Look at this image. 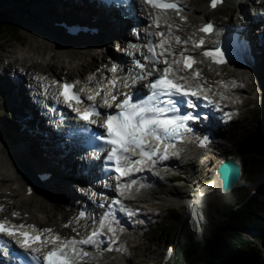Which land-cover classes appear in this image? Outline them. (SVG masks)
<instances>
[{
	"label": "bare ground",
	"instance_id": "bare-ground-1",
	"mask_svg": "<svg viewBox=\"0 0 264 264\" xmlns=\"http://www.w3.org/2000/svg\"><path fill=\"white\" fill-rule=\"evenodd\" d=\"M0 1L7 3L18 2V0ZM182 1L186 6V10L182 15L187 17L188 22H180L179 18H176L175 13H172L171 15L172 26L165 23L164 19H148L147 22H150V25H143L139 34L140 37L136 39L131 22H133V20H143L141 15L146 18L149 17L146 12L145 4L141 1L135 0L132 8L135 16L133 19H128L122 16L118 8H112L111 11H107L103 9V6L90 0H28V7H30L31 14L40 22L37 23V21H34V25L30 31L31 37H34V40L38 43L34 47L27 44L25 48L18 52L15 48L10 49L9 55L6 56L7 63L0 64V91L4 93L5 86L7 85L11 88L14 87L13 94L9 97L8 102L10 103L11 109L18 112L19 118H16V121L19 122L23 131L20 138L21 143L17 149L9 148L6 153L0 152V209H2L0 210V219L3 218L2 215L5 212L22 209L25 206L23 202H33L32 199H35L34 201L39 205L41 211L46 210V205L51 206V218L57 229H51L50 232H45L43 231L44 228L42 229L39 227L34 220L23 222L28 228H31L30 226L38 227L43 233L44 239L57 234L61 236L64 241L71 239L79 240L80 238L85 240V237L90 234L91 231L100 229V225L103 223L104 226L102 229H105L106 231V235L104 236H108L110 245L116 247L121 241H126L124 239L127 236V232L123 227H131L129 225L131 219L136 220L141 214H148V212L143 209L138 213L134 212L133 208L136 201L148 203L152 206L157 204L166 205L168 202L181 205V201L178 200V198L181 196L182 186L179 184L170 186L164 183V178H166V176H171V171L169 172L168 169L159 170V168H153L151 171L145 173L144 176H141V178L138 177L135 179V183L132 182L130 185L122 189L123 193L121 196L125 195L126 201L129 202L130 205V208L128 207L131 217L130 220L120 212L117 213L118 219L116 220L111 215V212H109L110 210L106 213L105 218H103L104 220H102V217L97 221L92 217H88L85 220L79 219L78 214L81 211V206H76L78 204H76V202L78 199L82 200L83 195L80 192L81 190L72 184V182H77L79 179L84 182V177L87 176L82 172L81 165H76L74 158L70 157L69 153L61 146L58 136L46 126L43 117L37 116V102L32 99V95L34 94L32 91L33 86L38 89H44V91L49 88V91H52V86L56 79L77 81L78 77L88 76L89 74L86 80H89V84L92 85L97 78L96 74L98 73L95 74V72H93V70L97 68V66H95L97 64L96 60L91 59L88 61V64L84 63V56L88 53L87 51H89V48H100L102 73L108 74L112 64L117 63L116 61L120 63L123 62V55L117 54L120 52L122 46L116 47V51L109 50V48L104 51V48H107L108 42L111 41L113 43L114 41H118V39L125 38H130L133 42L141 41L144 38L149 37V31L154 32L152 35L156 41H159V43H169V48H165L161 52V59H166L168 65L171 64L173 65L172 67H176L177 64L174 63L176 57L181 55V53H189L196 55L198 60L197 70H199V73H202L201 68L204 67H210L211 70H220L224 72L223 77H220L215 85L211 83L209 86H206L201 83L202 80L197 84L198 88L207 92L209 97H211L212 104L209 107V117L206 122L209 123V125H212L214 130L219 133L218 137L216 136L217 139L213 141V145L215 146L213 152L211 151V153L205 154L209 157L208 167L205 171V165H202L203 168L201 171H204V175L207 173L212 175L214 171V175L211 177L215 178L216 184H219L222 182V179H220L221 173L219 171L222 159H226V161L235 159V163H242L241 156L237 155L236 158L228 152L226 153L224 150L222 142L219 140L222 138V134L217 127L220 123V119L218 120V117H216V112L227 111L225 115L229 118L232 114L236 116L238 114L228 111L240 108L241 104L250 96L254 98V96L250 94L241 101L238 92H240V89L245 88V85L242 84V80L246 81L247 78H251V73L260 76L264 75V44L259 43V36L252 33V31H254L252 29L254 23H249L246 24V26H243L244 28L242 29L246 37H249L251 40L249 42L251 50H246L244 52L248 60L247 67L244 63H239L237 66L238 68H231L229 64L216 67L203 63V59L200 58L201 48L192 45L197 39L193 38V34L196 32V27L198 25L196 22L198 21V17L209 18L211 12L208 6L199 9L194 6L192 0ZM226 1H228V3L230 1L231 4L236 3L235 0ZM252 2L254 10L264 6V0H253ZM239 7L248 14V16L249 14L252 16L253 11L248 9L246 1H240ZM20 8L24 11L25 7L24 5H21ZM126 14L127 12H124V15ZM254 16L255 18H259L257 12ZM62 21L76 22L89 25V27H96L99 28V33H84L76 38L74 36L69 37L70 35H68L65 29L62 30L60 26L59 28L56 24L51 23H59ZM155 22L158 23L154 26L153 23ZM216 22L218 29L224 28L225 26H231L228 22H222L218 19H216ZM240 23L243 22H236L237 25H240ZM128 27H131L130 31L127 30ZM158 31L163 33L162 37L158 36ZM63 35L65 37H62ZM262 37L264 38V31L262 32ZM177 38H179V42H177ZM48 47H50L51 50H56L57 53L63 54L64 59H66L63 64H67L71 67L64 71V76H58L57 72H54V77L51 76L52 74L47 73L36 74V70L41 67L45 70L46 66H49L53 62L55 54L52 52H50L51 54H49L48 57H45L44 54H39L40 61L35 60V55H38V50ZM87 55L93 56L91 53ZM109 57H111V59ZM105 62H109L107 67L103 66ZM46 63L48 64L45 65ZM159 64L161 66L167 65ZM233 65L235 66V64ZM85 70H89L88 73L85 72L87 75H85V73L81 75L78 74ZM69 73H72L73 75L76 74L77 77L71 79ZM231 76L234 78L233 80H229V77ZM49 77L52 78L50 79ZM239 79L242 81L241 83H239ZM187 80H191V77H188ZM255 82V79L248 80V83L251 85V88L248 86L250 93H252L253 89L252 84H255ZM223 84H225V87H223ZM84 87H86L87 90L91 88L89 86ZM239 97L240 100L237 101V98L239 99ZM217 106L221 108H216ZM225 115H223V117H225ZM30 147H37L39 153L32 155L29 150ZM181 160L183 159L174 160L176 164L174 165L175 168L183 167V161ZM185 163L191 164L193 163V160H188ZM39 171L41 173L51 172L52 176L41 181V179L35 176L36 172ZM175 175L176 174H174V176ZM241 178H243V176ZM254 180L255 179L251 180V186H253ZM29 184L33 185L34 191L32 193L28 192ZM228 192L224 191L223 195L220 196L218 200L223 203L224 206L235 207ZM114 195H118V192L113 193V196ZM190 197L195 199L196 194H193ZM63 200L65 201V204L60 203V201ZM135 207H138V205ZM75 210L77 211L76 215L73 213ZM89 212H92L91 208H89ZM187 212L189 213V211ZM194 212L197 214L202 237L204 238L205 229L199 215L201 209L195 207V209H193V213ZM188 213H186L187 217ZM201 213L203 217H206V214L203 213V211ZM7 219L11 220V222H17L15 219H21V217L16 216L15 219ZM205 221H207V218ZM61 222H67L68 225L66 224L67 226H63L60 224ZM190 226L192 229L195 228L191 223ZM65 230L68 232L70 231V233L75 232L76 234L69 237H66L65 235L62 236V232ZM78 232L81 234L78 235ZM104 236L94 239V242L98 245L101 244L99 241ZM106 245L107 242H103L97 249H95L93 243L79 245L81 253L78 255L79 258H77V264H107L105 261H101V258L107 255H116L118 251L108 250ZM47 246H49V244L44 243L39 246L37 245L36 249ZM79 246H76V249L79 248ZM83 253H87V255L85 256ZM95 258L97 261H94ZM110 262L112 263V261H109V264H111Z\"/></svg>",
	"mask_w": 264,
	"mask_h": 264
},
{
	"label": "rangeland",
	"instance_id": "rangeland-1",
	"mask_svg": "<svg viewBox=\"0 0 264 264\" xmlns=\"http://www.w3.org/2000/svg\"><path fill=\"white\" fill-rule=\"evenodd\" d=\"M192 1L194 6L198 7L199 9H203L205 6H207V0ZM248 1L253 5V0ZM21 5H24V11L21 10ZM0 13H3L8 20H12L17 25V28H19L18 32L16 33L17 36H12L11 34H9L13 32L12 30L11 32H8L7 30L3 29V27L0 28V64L2 65L5 62L7 63L6 56L9 55L10 49L15 48L18 52L25 48L27 44H30L33 47L37 45L38 42L34 40V37H31L30 31L32 30L34 21H37V23L40 22L31 14L32 12L30 10V7H28V0H18V2L14 3L0 1ZM244 13L245 12L243 10H240V8H238L236 5L231 4L230 1L229 3L228 1H225L224 5L218 10L216 9L215 11H211L210 17H215L222 22H228L233 27L237 25L236 22H241L244 17ZM51 23L55 24V22ZM56 25L58 27L60 26L59 24ZM130 28L128 27L127 30L130 31ZM61 29L63 30L64 28L61 27ZM158 33L161 34V32ZM252 33L256 35L255 31H252ZM117 42L118 41H114L113 43L111 41L108 42L107 48H104V51L108 50V48L109 50L111 49L116 51ZM42 50H38V55H35L36 61H40L39 54H44L45 57H48L49 54H51L50 52H52L53 54H55V56L53 62L49 66H46L45 70H43V67L39 68L38 70L35 69L36 74L47 73L52 74L51 76L54 77V74L57 72V75L62 77L64 76V71L71 68L67 64H63L66 61V59H64L63 57V54L57 53L56 50H51L50 47L45 49L42 48ZM88 50L89 51H87V54L91 53L93 54V56H88L86 54L87 56H84V63L88 64L89 60L94 59L97 61V64L95 66H100L102 62V59L100 57V48H89ZM108 64L109 62H105L104 66H107ZM201 69L203 77L207 78V83L209 85L211 83L215 85L218 82V79L220 77H223L224 75V72L220 70H211L210 67H204ZM88 71L89 70L81 71L78 74L81 75L85 72L88 73ZM87 73H85V75H87ZM251 74V78L245 77L247 78V80H242V84L245 85V88L240 89V92H238V94L241 97V101L250 94L253 95L254 98L250 96L246 101H244V103L241 104L240 108L228 111L238 114L236 116L232 114L230 118H227L226 116L223 117V115H225L227 111L216 112V117H218V120L220 119V123L217 127L222 134V138L220 139V141L222 142L224 150L226 151V153L228 152L234 157H237V155L241 156L242 163L244 164V160H246L249 165L248 170H253V172L249 176L250 178L255 179L253 186H251L249 190H238L233 196H231L233 205H235V208L238 210H240L245 205L250 206L253 210H258L264 206V192L261 189L262 187H260L261 184H264V75L260 76L256 75L255 73ZM69 76L71 77V79L77 77L76 74L73 75L72 73H69ZM229 78V80L234 79L232 76ZM250 79H255L257 82H255V84H252V93L249 92V87L251 88V85L248 83V80ZM242 81H240L239 79V83H241ZM13 90L14 87L11 88L9 85H7L5 86L4 93L0 91L1 153H6L9 148H18L21 143L20 138L23 133L19 122L16 121V118L19 117L15 114L11 115L12 113H10L9 110L11 106H9L10 108L8 107V105H10L8 100L11 94H13ZM240 97L239 99L237 98V101L240 100ZM181 161H183L184 163H182L183 167L175 168V161L169 164L170 167L173 168V170L170 173L171 176H166V178H164V183L170 186H174L176 184L181 185V195H186V188L188 186V184H186V180L191 179V177L195 174H197V176L201 175V170L203 167L194 157L193 163L191 164L185 163L186 161L184 160ZM175 173H179L181 179L174 181L172 179V176H174ZM34 200L35 199H32L33 202H23L25 206L22 209L14 210L15 212H5L2 217L15 219L16 216H20L21 219H15L17 220V222H27L30 220H34L35 223H37V225L42 229H57L54 226L55 223L51 218V206L46 205V210L41 211L39 205L36 204ZM63 201H60V203L65 204V201ZM137 205L138 207H135ZM224 208V204L219 200L208 204V208L205 210L207 221L206 224H204V235L206 237L212 232L216 225L221 223L222 219H225V221H227L225 218L226 216L223 214ZM142 209L146 210L148 214H141L140 217L136 220L129 218V220L131 219L129 225L135 229L126 226L123 227V229H126L127 232V236L124 239L126 241H121V243L116 247H112L110 245V242L107 243L106 246L108 250H116L118 251V253H116V255L104 256L101 258V261H105V263L107 264H109V261H112V263L110 262L111 264H163L162 260L165 252L168 249V239H171V242H174L175 246L173 247H176V244H182L188 241L189 232L185 227L187 217L185 215L186 212L184 214V212L182 211L181 205L168 202L166 205L157 204L155 206H152L148 203H141L136 201L134 203V210ZM171 210H175L181 214V219L179 221L171 218ZM13 213H17L18 215H13ZM73 213L74 215H76L77 211L75 210L73 211ZM60 224L63 226L66 224L68 225L67 222H61ZM232 226L234 227L230 230H234L235 232L239 233L241 227H239L238 225ZM65 231H63L62 234L66 237L76 234L75 232L70 233V231H66L65 233ZM80 234L81 233H78V235ZM246 236L248 238H253L251 233L246 234ZM105 237L107 239L108 236ZM255 243H257L258 246H260L263 250L256 256V264H264V244L260 242L259 239ZM94 261H97V259L95 258ZM179 264L181 263L179 262Z\"/></svg>",
	"mask_w": 264,
	"mask_h": 264
},
{
	"label": "snow or ice",
	"instance_id": "snow-or-ice-1",
	"mask_svg": "<svg viewBox=\"0 0 264 264\" xmlns=\"http://www.w3.org/2000/svg\"><path fill=\"white\" fill-rule=\"evenodd\" d=\"M145 2L165 10H180L177 3L169 2V0H145ZM222 2L223 0H211V6L215 8ZM212 29L213 25L207 24L201 28L200 31L210 32ZM160 35L162 36L163 33ZM177 42H179V38H177ZM202 44L203 41L201 40L197 46ZM161 46L163 45L161 44ZM149 51L153 53L152 57L149 59H151L153 63H159L156 59L154 46L151 45V43L149 44ZM181 55H183V53H181ZM204 55L213 57L217 63L224 62L219 50H217L216 54L205 52ZM164 63L167 64V60H165ZM174 63H180V61H174ZM192 63H195L192 57H185L184 66L186 68H190ZM139 66L144 67V65ZM112 71H116V68L113 67ZM172 71L171 68L163 69V75L151 83L150 88L152 91L146 98L138 97L134 101L132 94L121 93L124 99L117 105L120 111L113 115H109L103 124L108 136L106 143L112 145L108 159L115 160L117 165L116 171L119 172L121 176L128 175L130 171H136L137 169L134 165L142 163V161L139 160H132L128 155L129 152H134L138 149L149 159L155 154V152L149 153L145 151V145L149 138L163 140L177 134L178 130L181 128L190 130L186 128L185 122L194 119V117L190 114L183 116L179 115V109L176 106L177 101L171 99V97L177 96L187 98L190 96H197V93L194 91L189 92L185 90L182 85L169 79V75ZM147 75H152V72H148ZM196 75L198 76L199 73ZM139 78L143 79L144 77ZM181 79H183V77H181ZM112 83L114 85L115 82L113 81ZM62 87L63 91L60 95L64 97V101L68 103L70 107L73 100L77 103L81 102L78 92L73 91V84L65 83ZM125 87H128V85L125 84ZM89 99H94V97L89 96ZM117 99V96H112V101H116ZM180 103H184V100H180ZM104 104L111 106L108 99L104 100ZM74 110L79 111V109ZM170 112L174 113V115L168 116L167 114ZM93 115H99V113L95 111V106L85 110L80 118L90 120ZM92 122L94 123L95 121ZM206 141L207 137L204 138V141H201V146H204ZM156 151H158V149ZM164 158H166V154ZM122 161L124 162L123 166L121 164ZM133 183H135V181H133ZM205 191H207V189H205ZM114 203H119V201H114ZM13 215L18 214L13 213ZM81 215H83V213ZM103 226V223H101L100 227L103 228ZM23 227L24 225L19 226L21 229ZM43 231L50 232L51 229H44ZM0 233L6 234L9 237H22L23 239L20 243L24 248H30L32 244L41 242V237L39 235L19 231L16 226L9 227L5 222H0ZM97 235V232H93L87 240L77 241L71 239L66 241L61 247L53 248L44 256V264H74V260L79 258L76 253V245L92 244L94 242L93 238ZM59 239V237H56V239L49 238L48 242L55 244ZM2 243L3 242L0 241V244ZM37 251H39V249H37ZM83 255L86 256L87 253H83ZM34 259L38 258L34 257Z\"/></svg>",
	"mask_w": 264,
	"mask_h": 264
},
{
	"label": "trees",
	"instance_id": "trees-1",
	"mask_svg": "<svg viewBox=\"0 0 264 264\" xmlns=\"http://www.w3.org/2000/svg\"><path fill=\"white\" fill-rule=\"evenodd\" d=\"M1 27L8 32L12 30L9 34L17 36L19 28L3 13H0ZM247 165L244 160L243 166ZM260 187L264 192V184ZM223 214L227 221L222 219L201 243L190 237L188 241L179 244L178 252L184 260L182 264H256V256L263 250L255 242L259 239L264 244V206L258 210H253L247 205L240 210L225 206ZM170 216L176 221L181 219V214L175 210H171ZM232 225L241 227L239 233L230 230L234 227ZM248 233H251L253 238H248Z\"/></svg>",
	"mask_w": 264,
	"mask_h": 264
},
{
	"label": "water",
	"instance_id": "water-1",
	"mask_svg": "<svg viewBox=\"0 0 264 264\" xmlns=\"http://www.w3.org/2000/svg\"><path fill=\"white\" fill-rule=\"evenodd\" d=\"M234 160L226 161L225 159L221 162L219 171L221 173L220 179H222L223 188L225 191H228L233 185H237L239 191L242 189L249 190L252 183V178L249 176L253 170H248L249 165L242 166V163H235ZM242 176L243 178H241Z\"/></svg>",
	"mask_w": 264,
	"mask_h": 264
}]
</instances>
